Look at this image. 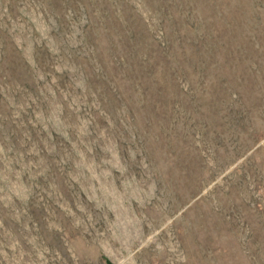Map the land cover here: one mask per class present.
I'll use <instances>...</instances> for the list:
<instances>
[{
	"label": "rangeland",
	"instance_id": "374dc122",
	"mask_svg": "<svg viewBox=\"0 0 264 264\" xmlns=\"http://www.w3.org/2000/svg\"><path fill=\"white\" fill-rule=\"evenodd\" d=\"M0 264H264V0H0Z\"/></svg>",
	"mask_w": 264,
	"mask_h": 264
}]
</instances>
